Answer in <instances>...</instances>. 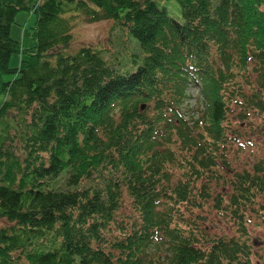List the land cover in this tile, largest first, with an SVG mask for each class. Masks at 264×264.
<instances>
[{
    "label": "trees",
    "instance_id": "16d2710c",
    "mask_svg": "<svg viewBox=\"0 0 264 264\" xmlns=\"http://www.w3.org/2000/svg\"><path fill=\"white\" fill-rule=\"evenodd\" d=\"M263 2L0 0V264H255L264 163L233 173L226 147L255 146L245 125L264 115ZM105 18L131 55L70 46ZM206 208L242 233L210 231Z\"/></svg>",
    "mask_w": 264,
    "mask_h": 264
},
{
    "label": "rangeland",
    "instance_id": "374dc122",
    "mask_svg": "<svg viewBox=\"0 0 264 264\" xmlns=\"http://www.w3.org/2000/svg\"><path fill=\"white\" fill-rule=\"evenodd\" d=\"M264 1V0H263ZM264 8V2L262 4ZM176 10H170L172 15H176ZM34 23V16L30 15L26 11L20 12L16 16V23L12 27V36L17 38L24 48H29L35 44V41L31 34V26ZM73 41L71 47L74 49L81 45H93L105 50V55H122L128 56L131 52L130 48H123L118 42L120 37L119 27L112 21L105 19L100 20H78L73 29ZM108 50V51H106ZM119 51V52H118ZM133 53V52H132ZM131 53V54H132ZM130 54V55H131ZM19 54L12 55L10 59V66L15 67L19 64ZM246 65L252 70L253 61H248ZM249 72V71H247ZM193 80V79H192ZM201 84L192 83L188 87L189 98L186 104H183L184 108H187L191 113L193 110H203V102L201 101ZM198 105V106H197ZM236 111H233V115ZM235 121H238L236 119ZM245 129H249L252 134H249L255 141V146L250 147L246 145H239L235 141L230 142L226 147V154L232 168V172L238 174V171L244 167L251 168L255 162L264 163V115L254 114L249 118V125H245ZM257 201L254 206H261L259 210L247 213L252 215V221L246 224V230L248 235V241L251 244L252 258L256 262L255 264H264V187L261 192L257 194ZM180 210L185 216H190V212L187 209V204L180 203ZM196 211L201 210L196 208ZM208 217L206 225L210 231L217 234L230 235L235 233L240 235L242 230L237 223L232 224V220L228 214H224L223 211L216 208L213 211L209 209L204 210ZM3 221L0 220V226Z\"/></svg>",
    "mask_w": 264,
    "mask_h": 264
}]
</instances>
